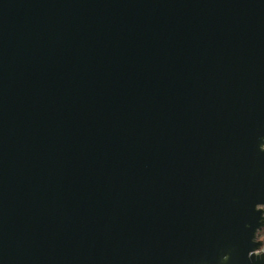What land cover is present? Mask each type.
<instances>
[{"label":"water","instance_id":"obj_1","mask_svg":"<svg viewBox=\"0 0 264 264\" xmlns=\"http://www.w3.org/2000/svg\"><path fill=\"white\" fill-rule=\"evenodd\" d=\"M264 0H0V264H264Z\"/></svg>","mask_w":264,"mask_h":264},{"label":"trees","instance_id":"obj_2","mask_svg":"<svg viewBox=\"0 0 264 264\" xmlns=\"http://www.w3.org/2000/svg\"><path fill=\"white\" fill-rule=\"evenodd\" d=\"M259 239L263 240L264 242V228L259 233Z\"/></svg>","mask_w":264,"mask_h":264},{"label":"built area","instance_id":"obj_3","mask_svg":"<svg viewBox=\"0 0 264 264\" xmlns=\"http://www.w3.org/2000/svg\"><path fill=\"white\" fill-rule=\"evenodd\" d=\"M257 254H264V243H263V246L256 251Z\"/></svg>","mask_w":264,"mask_h":264}]
</instances>
